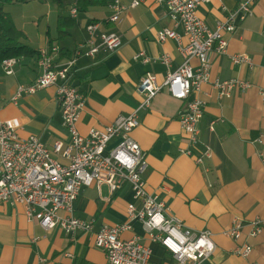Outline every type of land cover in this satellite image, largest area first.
I'll use <instances>...</instances> for the list:
<instances>
[{
  "label": "crops",
  "instance_id": "obj_1",
  "mask_svg": "<svg viewBox=\"0 0 264 264\" xmlns=\"http://www.w3.org/2000/svg\"><path fill=\"white\" fill-rule=\"evenodd\" d=\"M239 1L209 0L198 7L197 14L213 29L226 16L223 6L231 11ZM253 11L252 16L237 24L232 34H224L228 42L226 52L212 54L208 80L211 83L233 79L250 86L236 87L229 96L218 97L217 91L204 83L190 96L204 104L193 152L199 155L208 146L209 156L198 164L193 156L179 152L188 146L187 136L178 123V112L185 102L172 98L166 88L155 95L147 109L137 112L139 126L130 132L146 156L148 167L143 179L147 190L156 192L167 214L179 219L185 228L211 233L214 253L198 264H264V0H259ZM109 15L106 5L89 7L78 14L68 30L62 28L61 34L51 36L47 30V35H40L39 40L26 41V54L16 57L14 74L1 72L0 117L15 119L20 136H37L49 150L56 140L69 142V132L56 106L54 87L24 94L16 101L12 98L18 85L34 83L41 73L37 61L40 49L56 44L72 54L76 45L86 39V25L91 21L105 20L101 30L117 32L122 44L111 53L100 51L94 57L81 56L73 66L71 83L84 98V109L76 125L83 135L91 128L102 130L116 117L138 108L142 97L137 87L144 73L151 72L161 84L182 63L174 39L157 40L158 31L173 28L163 3L148 0L129 8L120 24L107 22ZM173 29L182 32L181 27ZM58 37H68V43H58ZM139 52L144 53L143 57L134 59ZM164 54L170 57L169 65L160 60ZM235 55H246L249 61L234 63ZM144 58L148 61L144 62ZM191 64L197 67V60L193 59ZM260 137L261 143L257 142ZM114 145L115 141L109 148ZM53 157L67 163L58 154ZM129 203L140 207L129 185L111 195L105 184L99 189L84 187L75 200L74 215L93 219L95 228L115 225L128 219ZM255 220L259 221L261 231L249 236ZM235 221L242 226L237 240L225 234ZM130 224L131 229L121 234L122 239L139 237L151 247L152 261L179 264L158 242H149L139 221L132 219ZM244 242L252 247L245 257L233 251ZM105 263V252L93 245L90 234L79 232L72 237L58 226L44 229L38 221L27 218L22 205L0 204V264Z\"/></svg>",
  "mask_w": 264,
  "mask_h": 264
},
{
  "label": "built area",
  "instance_id": "obj_2",
  "mask_svg": "<svg viewBox=\"0 0 264 264\" xmlns=\"http://www.w3.org/2000/svg\"><path fill=\"white\" fill-rule=\"evenodd\" d=\"M147 1L130 0L123 4L122 0H106V7L110 11L107 22L120 24L127 9L136 8ZM156 1L164 4L173 28L181 27L182 30L178 33L173 28L165 27L157 32V40L174 39L183 61L177 69L167 74L161 84L157 83L156 76L151 72L144 73L137 87L142 100L136 110L116 117L102 130L91 128L85 135L76 126L84 109L83 95L71 83L76 60L81 56L94 57L100 51L114 52L122 44L117 32L101 30L105 20H99L86 25V39L76 45L70 57L64 61L58 60L61 50L58 45L40 49L37 61L41 73L34 83L18 85L12 98L16 101L24 94L54 87L56 106L69 132L68 143L56 140L49 150L37 136H20V126L15 119L0 117V204L11 207L22 205L27 218L38 221L44 229L58 226L72 237L79 232L90 234L93 245L105 252V264H159L151 260V247L139 237L121 238L124 231L131 229L132 219L141 223L149 242H158L179 264L201 263L215 250L209 231L185 228L179 219L167 214L159 195L147 190L143 179L148 167L146 156L130 137V132L139 126L137 112L147 109L155 95L166 88L172 98L185 102V107L178 112V123L187 136L188 146L179 152L193 156L198 164L203 157L210 155L208 146L199 155H194L204 104L190 96L202 84L209 83L212 54L226 52L228 42L224 34H232L239 22L252 16L253 6L259 0H240L231 11L223 6L226 16L217 21L213 29L197 14L198 7L209 0ZM70 15L73 18L78 16L75 4L70 9ZM143 54H135L134 59L143 57ZM193 59L197 60V67H192ZM160 60L169 65L170 57L164 54ZM232 60L234 63L249 61L246 55L232 56ZM143 61L148 59L144 58ZM17 62L16 57L3 59L0 74H14ZM209 84L217 91L218 97L229 96L236 87L246 89L250 86L248 82L233 79L215 80ZM113 141L115 145L109 148ZM261 141V137L257 139V142ZM54 154L67 159V163L57 160ZM103 184L108 187L110 195L129 185L140 207L129 203L125 222L95 228L93 219L74 215V203L82 188L94 186L99 189ZM251 225L249 236H255L261 231L259 221L255 220ZM241 228V223L235 221L225 234L232 239H240ZM251 250L252 247L244 242L233 251L245 257Z\"/></svg>",
  "mask_w": 264,
  "mask_h": 264
},
{
  "label": "rangeland",
  "instance_id": "obj_3",
  "mask_svg": "<svg viewBox=\"0 0 264 264\" xmlns=\"http://www.w3.org/2000/svg\"><path fill=\"white\" fill-rule=\"evenodd\" d=\"M73 1L68 0L69 4L65 9H59L51 0H31L6 4L4 10L10 14L14 24L26 34V40L35 42L40 39V35L46 36L47 30H50L51 36L57 35V27L68 30L67 24L58 23L57 20L61 15L68 16V8ZM111 26L113 27V24ZM59 42L68 43V37H58Z\"/></svg>",
  "mask_w": 264,
  "mask_h": 264
},
{
  "label": "trees",
  "instance_id": "obj_4",
  "mask_svg": "<svg viewBox=\"0 0 264 264\" xmlns=\"http://www.w3.org/2000/svg\"><path fill=\"white\" fill-rule=\"evenodd\" d=\"M31 0H0V63L3 59L9 57H19L26 54V34L19 29L13 22L10 14L4 10L6 4L16 2H28ZM59 9H65L68 6V0H51ZM76 9L78 14L86 11L89 7L104 6L106 0H76ZM58 23L67 24L68 27L76 22V19L71 16H59ZM58 33H62V29L58 28ZM67 50H60L59 60L70 57Z\"/></svg>",
  "mask_w": 264,
  "mask_h": 264
}]
</instances>
